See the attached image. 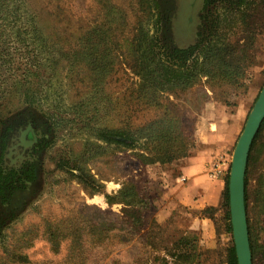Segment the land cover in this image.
Here are the masks:
<instances>
[{"label":"trees","instance_id":"obj_1","mask_svg":"<svg viewBox=\"0 0 264 264\" xmlns=\"http://www.w3.org/2000/svg\"><path fill=\"white\" fill-rule=\"evenodd\" d=\"M101 1L102 20L89 22L64 47L44 33L27 0H0V28H17L15 50L26 59L21 73L14 75L8 67L13 63L8 52L11 47L0 50V238L14 227L20 205L17 201L34 186L38 153L55 146L59 135L81 130L92 137L86 140L83 152L89 159L114 146L138 149L135 155L143 163H168L187 156L188 137L179 128L174 129V120L166 113L134 126L130 116L134 110L130 108L117 126L102 125V117H111L117 110L106 87L119 63L137 78L136 86L128 90L127 103L134 100L139 106L159 109L166 94L184 92L203 78L212 85L240 87L253 58L248 51L264 33V0H202L198 40L188 48H172L168 43L177 0H131L135 3L131 7L133 24L126 10L110 0ZM16 86L23 89L21 106L10 109L7 99L16 92ZM66 88L85 92L66 104ZM263 129L264 121L260 132ZM61 160L56 170L64 166ZM119 195L125 201L124 215L107 225L94 224L97 240L113 229L126 242L147 229L146 201L135 183L129 182ZM45 222L48 240L58 249L60 237L53 230L55 225ZM190 233L174 242L181 247L175 260L198 264L197 233ZM18 234L12 251L5 246L4 261H25L20 249L31 241V230ZM74 243L79 245L81 239ZM229 264H238L234 249Z\"/></svg>","mask_w":264,"mask_h":264},{"label":"rangeland","instance_id":"obj_2","mask_svg":"<svg viewBox=\"0 0 264 264\" xmlns=\"http://www.w3.org/2000/svg\"><path fill=\"white\" fill-rule=\"evenodd\" d=\"M133 1L110 0L127 11L130 24L135 22L131 11L135 4ZM27 2L44 33L64 47H68L89 22L102 20L101 0ZM201 11L202 0H177L176 15L171 24L172 38L168 43L170 47L188 48L198 40V32L202 29ZM16 30L13 25L0 28V50L11 47L8 52L13 65L8 64V67L14 75L21 73L26 62L25 56H20L19 50H15ZM248 52L253 58L240 87L212 85L203 78L184 92L166 94L163 106L159 109L139 106L134 100L127 103L130 98L128 90L136 86L137 78L119 63L106 87L116 101L117 110L111 117H102V125L108 128L117 126L122 114L128 115L130 108L134 110L130 115L134 126L154 121L166 113L173 118L174 129L179 128L188 137L190 147L187 153L190 154L197 145L195 131L207 104L214 101L235 111L245 101L238 141L264 86V33L257 36ZM16 89L7 99L6 104L10 109L21 106L22 98L19 96L23 89L21 86H16ZM66 89V104L77 100L85 92L81 90L79 94L75 88ZM258 133L246 168L245 204L253 264H264V129ZM88 139L92 137L81 130H73L71 134L59 135L55 146L38 153L34 186L30 193L26 192L17 201L20 205L17 206L18 215L12 224L14 227L0 238V264H183L182 261H176L181 247L175 246L177 244L174 242L192 235L189 227L194 213L183 206L171 211L167 208L170 204L164 203L163 199L166 188L177 182L171 166L181 158L168 163H143L135 155L138 149L114 146L103 151L104 154L89 159L83 155ZM236 143L226 152L231 160ZM60 160L64 166L56 170ZM76 168L83 172L78 174L74 170ZM229 176L230 169L221 178L225 187L219 207L202 213L214 221L218 244L214 251L204 252L200 247V235L197 234L198 264H229L232 250H235L229 202L227 205ZM129 182L135 183L140 197L146 201L144 224L147 229L143 233H136L126 242L113 229L104 239L97 240L98 233H94L92 228L94 224L107 225L124 215L125 201L119 193L128 187ZM167 209L169 213H165ZM45 221L55 225L53 230H57L56 234L60 237L58 249L48 240ZM27 230H31V241L20 249L25 261L13 258L4 261L5 246L12 251L17 246L18 233ZM78 239H81L79 245L74 243Z\"/></svg>","mask_w":264,"mask_h":264},{"label":"crops","instance_id":"obj_3","mask_svg":"<svg viewBox=\"0 0 264 264\" xmlns=\"http://www.w3.org/2000/svg\"><path fill=\"white\" fill-rule=\"evenodd\" d=\"M244 102L235 111L218 102L207 104L195 131L196 147L171 166L177 182L166 188L164 203L170 204L167 208L171 211L183 206L194 213L189 230L200 235V247L204 252L217 248L218 237L214 221L202 213L208 208L219 207L225 187L222 179H210L208 172L219 154L234 147L243 120ZM168 209L165 213H169Z\"/></svg>","mask_w":264,"mask_h":264},{"label":"water","instance_id":"obj_4","mask_svg":"<svg viewBox=\"0 0 264 264\" xmlns=\"http://www.w3.org/2000/svg\"><path fill=\"white\" fill-rule=\"evenodd\" d=\"M264 121V86L252 107L233 151L229 176V208L238 264H253L245 204V177L251 147Z\"/></svg>","mask_w":264,"mask_h":264},{"label":"built area","instance_id":"obj_5","mask_svg":"<svg viewBox=\"0 0 264 264\" xmlns=\"http://www.w3.org/2000/svg\"><path fill=\"white\" fill-rule=\"evenodd\" d=\"M231 158L227 153H221L212 162L211 168L208 172L210 179L218 180L221 179L226 171L230 169Z\"/></svg>","mask_w":264,"mask_h":264}]
</instances>
